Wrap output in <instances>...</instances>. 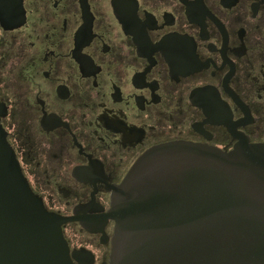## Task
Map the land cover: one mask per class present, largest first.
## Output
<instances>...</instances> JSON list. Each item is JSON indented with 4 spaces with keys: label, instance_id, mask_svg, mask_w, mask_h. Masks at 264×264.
I'll use <instances>...</instances> for the list:
<instances>
[{
    "label": "flooded vegetation",
    "instance_id": "af4514ba",
    "mask_svg": "<svg viewBox=\"0 0 264 264\" xmlns=\"http://www.w3.org/2000/svg\"><path fill=\"white\" fill-rule=\"evenodd\" d=\"M22 5V25L0 22L1 121L32 189L75 216L62 224L74 264H110L107 188L148 148L264 142V0ZM2 78H22L24 97ZM200 88L199 102L226 106L195 105Z\"/></svg>",
    "mask_w": 264,
    "mask_h": 264
},
{
    "label": "water",
    "instance_id": "95a60500",
    "mask_svg": "<svg viewBox=\"0 0 264 264\" xmlns=\"http://www.w3.org/2000/svg\"><path fill=\"white\" fill-rule=\"evenodd\" d=\"M22 2L0 0L6 29L25 21ZM203 91L193 92L195 105L207 113L213 103L224 107L199 102ZM6 114L0 100V264H74L62 224L75 216L49 210L32 189L2 124ZM237 137L231 149L170 141L144 151L107 188L110 264H264V142Z\"/></svg>",
    "mask_w": 264,
    "mask_h": 264
},
{
    "label": "rangeland",
    "instance_id": "374dc122",
    "mask_svg": "<svg viewBox=\"0 0 264 264\" xmlns=\"http://www.w3.org/2000/svg\"><path fill=\"white\" fill-rule=\"evenodd\" d=\"M2 86H6L8 83L10 84V89L12 90L13 94L23 98V86L25 85L24 82L22 81V78H2ZM3 93V92H2ZM7 125L9 126V129L14 131V129L21 130V125L18 124V126H13L10 121L7 122ZM60 195H56L55 198L56 200L60 199Z\"/></svg>",
    "mask_w": 264,
    "mask_h": 264
}]
</instances>
